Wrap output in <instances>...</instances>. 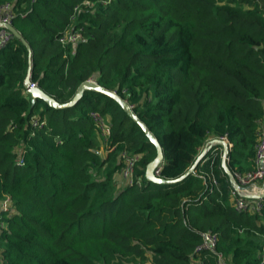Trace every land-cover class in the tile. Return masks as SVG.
Returning <instances> with one entry per match:
<instances>
[{
  "label": "trees",
  "instance_id": "trees-1",
  "mask_svg": "<svg viewBox=\"0 0 264 264\" xmlns=\"http://www.w3.org/2000/svg\"><path fill=\"white\" fill-rule=\"evenodd\" d=\"M7 2L21 38L0 49V202L9 195L16 210L0 232V264H217V255L260 264L264 197L259 212H237L218 156L177 185L149 183L156 150L114 100L85 92L72 108L54 109L31 103L24 83L29 77L60 104L87 80L114 91L159 142V178H179L205 143L222 137L231 144L229 173L253 171L264 113V0L0 5ZM83 2L91 6L71 21ZM71 26L82 27V39L61 44ZM93 112L109 124L106 141ZM101 145L105 156L96 153ZM122 151L139 156L140 186L118 189ZM204 232L218 243L196 253Z\"/></svg>",
  "mask_w": 264,
  "mask_h": 264
},
{
  "label": "built area",
  "instance_id": "built-area-1",
  "mask_svg": "<svg viewBox=\"0 0 264 264\" xmlns=\"http://www.w3.org/2000/svg\"><path fill=\"white\" fill-rule=\"evenodd\" d=\"M107 2H102V4H106ZM91 4L89 2H83L80 5H77L73 8L72 16L70 18L71 21L75 20V17L81 13L83 7H90ZM14 15L12 12V3H4L0 5V49L6 46L14 39L13 33L9 30V27L12 26V19ZM82 39V27L78 29H71L70 32L66 31L65 34L59 39L61 44H65L67 42L78 43ZM93 81V80H91ZM94 82V81H93ZM36 87L35 84L30 85V88ZM90 117L97 124L101 135L104 138V141L108 140L110 134V127L107 121L100 116L98 113H91ZM259 139L258 143L255 146V169L250 172H245L244 174H240L238 172L232 173V178L236 182V184L243 188L241 191H237L234 188V209L239 213L244 212H259L262 208L261 202L259 199H251L249 195H260L264 193V113L262 118L259 120ZM43 123H39L34 120L33 126L41 127ZM213 141V140H212ZM217 142L212 143L209 141L207 144L205 143L199 152L205 151L208 154V158L219 157L225 162L228 160L227 154L231 148V144L227 141L225 137L218 138L215 140ZM218 141H223L226 143V147L221 146L220 148H216ZM209 147V149H208ZM120 158L122 160L123 167L120 171L121 179L125 182L126 185L130 186L136 184L138 186L141 185V182L134 181L133 173L136 164L139 161V156L129 154L127 151H122L120 154ZM17 166H23V160L19 159L16 162ZM162 164V163H161ZM161 165H159L154 170V175L156 177L159 176ZM204 181H209L210 183V191H213L214 186L217 185L216 178L212 172L206 175ZM248 198V199H243ZM16 210L13 205V202L9 195H3L2 200L0 202V232L3 231L7 227V220L11 219L15 214ZM200 244L195 248L196 253H207L215 250V247L218 243V237L216 234L211 232L200 233ZM260 264H264V254L259 256ZM217 264H226L220 255H217Z\"/></svg>",
  "mask_w": 264,
  "mask_h": 264
},
{
  "label": "water",
  "instance_id": "water-1",
  "mask_svg": "<svg viewBox=\"0 0 264 264\" xmlns=\"http://www.w3.org/2000/svg\"><path fill=\"white\" fill-rule=\"evenodd\" d=\"M9 30L13 33L15 38H21L20 35L17 33V31L12 26L9 27ZM27 49H29L28 46H27ZM30 85H31V82L29 80V77H27L25 80L24 86L26 88L27 93L31 96V103H33L35 99H40L43 102H45L49 107L54 108V109H61L62 110V109L72 108L76 103H78V101L82 98V96L85 92L100 93V94L105 95V96L109 97L110 99L114 100L121 107V109L125 112V114L135 124H137L140 127V129L142 130V132L144 133V135L146 136L148 141L154 146V148L156 150L155 157L146 165V168H145L144 176H145L146 181L149 183L173 186V185H177V184L183 182L185 179H187L190 175H192L195 172L196 166L203 160V158L206 154L205 151L201 152L197 156V158L195 159L193 165L182 176H180L177 179L165 180V179L156 177L154 175V170L163 161V153H162V149L160 147V144L156 140V138L148 131L146 126L137 118V116L134 114V112H133L131 106L128 104V102L126 100L122 99L120 96H118L114 91L106 90L103 87L99 86L96 82H93L91 80H87L78 86L73 98L69 102L64 103V104H60V103L56 102L54 99H52L51 97L47 96L45 93H43L37 87L30 88ZM214 142H217V141H215V140L211 141L210 145H212V143H214ZM218 143H220L223 147H226L225 142L218 141ZM208 149H209V147H208ZM221 165H222L224 171L226 172V174L228 175V178H229L230 183L232 184V187L237 191L243 190V188L239 187L236 184V182L234 181V179L232 178L231 174L229 173V171L226 168L224 160L221 161ZM248 197L251 199H259V198L264 197V193H262L260 195H249Z\"/></svg>",
  "mask_w": 264,
  "mask_h": 264
},
{
  "label": "crops",
  "instance_id": "crops-1",
  "mask_svg": "<svg viewBox=\"0 0 264 264\" xmlns=\"http://www.w3.org/2000/svg\"><path fill=\"white\" fill-rule=\"evenodd\" d=\"M103 156H105V154ZM115 181L117 182L118 189L124 188L126 186V184H124L125 182L122 183L120 174L115 177Z\"/></svg>",
  "mask_w": 264,
  "mask_h": 264
},
{
  "label": "rangeland",
  "instance_id": "rangeland-1",
  "mask_svg": "<svg viewBox=\"0 0 264 264\" xmlns=\"http://www.w3.org/2000/svg\"><path fill=\"white\" fill-rule=\"evenodd\" d=\"M104 5H105V4H104ZM71 29H72V26L69 28L68 32H70ZM104 149H105V148L101 145L100 148H99V150L96 151L97 155H99V156H103L104 154H106L107 151H105ZM119 158H120V156H119Z\"/></svg>",
  "mask_w": 264,
  "mask_h": 264
},
{
  "label": "clouds",
  "instance_id": "clouds-1",
  "mask_svg": "<svg viewBox=\"0 0 264 264\" xmlns=\"http://www.w3.org/2000/svg\"><path fill=\"white\" fill-rule=\"evenodd\" d=\"M212 140H217V139H211V140H209V141H212ZM209 141H208V142H209ZM208 142H207V143H208ZM217 145H220V146H222L220 143H217ZM200 153H201V152H199V154H200ZM199 154H198V155H199ZM206 156H208V154H207V153L205 154V156H204L203 160L205 159V157H206ZM203 160H202V161H203ZM202 161H201V162H202ZM161 163H162V162H161ZM161 163H160V164H161ZM158 177H159V176H158Z\"/></svg>",
  "mask_w": 264,
  "mask_h": 264
}]
</instances>
